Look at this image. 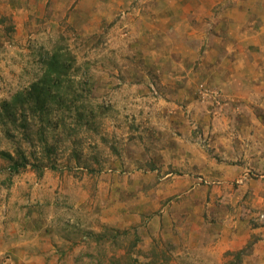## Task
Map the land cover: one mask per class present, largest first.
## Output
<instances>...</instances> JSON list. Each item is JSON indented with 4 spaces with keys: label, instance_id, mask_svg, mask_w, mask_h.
<instances>
[{
    "label": "rangeland",
    "instance_id": "rangeland-1",
    "mask_svg": "<svg viewBox=\"0 0 264 264\" xmlns=\"http://www.w3.org/2000/svg\"><path fill=\"white\" fill-rule=\"evenodd\" d=\"M146 1L0 0V264H130V256L139 264L234 262L226 252L237 251L222 242L232 212L214 191L264 181V173L249 170L226 184L167 163L173 157L162 151L180 137L178 113L194 112L168 104L160 78L173 84L175 76L163 77L164 65L138 42L134 26L145 20ZM57 48L79 69L50 87L39 109L29 93ZM211 87L195 90L205 109L228 101ZM2 154L26 160V168L12 174ZM238 205L233 214L264 237V212ZM108 229L136 232L140 242L134 249L99 243L111 239ZM155 250L168 258L156 259Z\"/></svg>",
    "mask_w": 264,
    "mask_h": 264
},
{
    "label": "crops",
    "instance_id": "crops-1",
    "mask_svg": "<svg viewBox=\"0 0 264 264\" xmlns=\"http://www.w3.org/2000/svg\"><path fill=\"white\" fill-rule=\"evenodd\" d=\"M223 1L147 0L145 20L133 28L141 34L138 42L148 44L143 53L164 65L159 68L167 70L163 77L175 76L173 84L160 78L168 104L183 103L194 112L190 119L178 113L173 130L180 137L167 140L162 151L173 157L167 163L232 184L246 171L264 173V0ZM199 84H209L228 101L205 109L195 95ZM203 142L207 151L200 148ZM191 184L184 180L180 185ZM231 188L226 185L214 193L226 197L232 212L224 217L229 232L222 242L238 251L253 235L259 238L262 229L233 213L241 203L264 212V181ZM260 237L244 264H264Z\"/></svg>",
    "mask_w": 264,
    "mask_h": 264
},
{
    "label": "trees",
    "instance_id": "trees-1",
    "mask_svg": "<svg viewBox=\"0 0 264 264\" xmlns=\"http://www.w3.org/2000/svg\"><path fill=\"white\" fill-rule=\"evenodd\" d=\"M46 77L44 78L43 82H37L32 85L33 91L29 93L31 100L34 101V104L39 109H44L48 97H50V87L57 86L61 83L62 79L69 76L70 73L77 71L79 68L76 65V59L74 56L71 55L69 51L63 50L62 48L55 49L51 56L47 58L44 66ZM57 84V85H56ZM5 158H7L10 163V171L12 174L21 173L23 169L26 168V160L24 162L15 161L14 157L10 154H2ZM108 234L110 235L111 239L108 236L98 237V242H109L112 244V247H122L126 242H130L129 248H136L138 242H140V238L137 234L131 233L129 230L120 233L117 230L108 229ZM257 241V238H253V241H249L247 246L237 252H226V255L233 256L232 264H242L243 260L253 254L254 245ZM168 245L170 242H165ZM167 245V246H168ZM152 255V254H151ZM156 259L158 257H167L166 252H158L154 251L153 255ZM130 264H139L138 260L130 256ZM100 264V263H99Z\"/></svg>",
    "mask_w": 264,
    "mask_h": 264
},
{
    "label": "built area",
    "instance_id": "built-area-1",
    "mask_svg": "<svg viewBox=\"0 0 264 264\" xmlns=\"http://www.w3.org/2000/svg\"><path fill=\"white\" fill-rule=\"evenodd\" d=\"M249 179V172L246 173L244 176H242L238 181H237V184L238 185H242L244 184L247 180ZM258 219L264 223V214L258 216ZM264 228V227H263Z\"/></svg>",
    "mask_w": 264,
    "mask_h": 264
}]
</instances>
